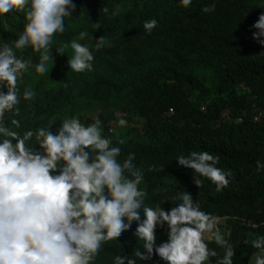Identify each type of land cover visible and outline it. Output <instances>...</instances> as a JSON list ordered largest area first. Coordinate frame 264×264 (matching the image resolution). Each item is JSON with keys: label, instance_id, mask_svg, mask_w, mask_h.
<instances>
[{"label": "trees", "instance_id": "trees-1", "mask_svg": "<svg viewBox=\"0 0 264 264\" xmlns=\"http://www.w3.org/2000/svg\"><path fill=\"white\" fill-rule=\"evenodd\" d=\"M262 1L192 0L185 8L179 0H75L73 16L85 10L89 23L66 20L65 32L52 46L49 72L41 75L31 68L25 74L21 93L30 87L36 96L30 101L21 96L15 116L21 126L15 130L23 134L43 126L56 131L66 118L79 116L87 125L96 117L123 155L136 153L145 173L140 187L150 206L164 201L167 210L179 203L173 199L179 192L190 193L202 210L222 218L221 231L235 248L234 264H253L258 250L252 241L264 235V170L256 165L264 163V46L253 40L251 26L264 12ZM212 3L215 11L205 13ZM117 4L120 12L113 15ZM152 19L158 23L148 34L143 24ZM95 22L100 24L96 31ZM25 23L23 12L0 16V40L11 43ZM85 28L97 38L108 36L111 45L93 47V70L75 72L67 63L73 50L65 49L64 55L55 50ZM25 56L39 61L30 48ZM122 115L127 126L118 128ZM31 143L39 148L35 138ZM191 151L219 155L217 166L231 170L229 185L218 192L201 178L197 187L196 174L175 160ZM161 164L163 171L149 170ZM135 227L105 242L93 264H113L116 255L134 254L142 246ZM166 240V226L158 227L157 243ZM208 243L218 252L210 258L215 264L224 249ZM151 264L165 262L157 257Z\"/></svg>", "mask_w": 264, "mask_h": 264}, {"label": "clouds", "instance_id": "clouds-1", "mask_svg": "<svg viewBox=\"0 0 264 264\" xmlns=\"http://www.w3.org/2000/svg\"><path fill=\"white\" fill-rule=\"evenodd\" d=\"M179 3L187 8L192 0ZM215 7L212 3L203 11L214 12ZM76 9L75 0H0V16L15 10L25 13L26 20L11 43L0 40V264H93L104 243L132 230L133 223L142 246L134 254L116 255L113 264H151L157 257L165 264H212L210 258L218 252L208 241L224 249L215 264H234L235 248L221 231L222 218L202 210L186 191L173 198L179 203L170 209L161 206L164 201L150 206L140 187L145 173L135 162L136 153L123 155L122 148L102 133L96 117L87 125L79 116L66 118L56 131L43 126L23 134L15 130L21 126L15 118L21 96L25 101L36 96L30 87L21 93L25 74L31 68L41 75L49 72L52 46L56 35L65 32L66 20L83 18L89 23L85 10L73 16ZM119 12L117 4L113 15ZM157 23L148 20L143 27L151 34ZM91 24L95 31L100 29L98 22ZM251 27L253 40L264 46V12ZM95 31L85 28L70 44L56 48L59 55L69 47L73 50L67 62L71 70H93V47L111 45L108 36L97 38ZM29 48L39 54L38 62L25 56ZM116 126H127V115ZM113 128L108 132L113 133ZM33 138L38 149L31 143ZM175 160L196 174L197 187L203 184L201 178L213 182L218 192L230 183L231 170L217 166L219 155L191 151ZM256 165L257 171L264 170V163ZM149 170L163 171V164ZM165 226L167 240L157 243V228ZM252 246L258 250L253 264H264V235Z\"/></svg>", "mask_w": 264, "mask_h": 264}, {"label": "rangeland", "instance_id": "rangeland-1", "mask_svg": "<svg viewBox=\"0 0 264 264\" xmlns=\"http://www.w3.org/2000/svg\"><path fill=\"white\" fill-rule=\"evenodd\" d=\"M223 224H224V222L221 220V223H220V228H222L223 227ZM254 260V257L252 258V261Z\"/></svg>", "mask_w": 264, "mask_h": 264}]
</instances>
